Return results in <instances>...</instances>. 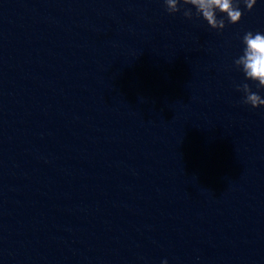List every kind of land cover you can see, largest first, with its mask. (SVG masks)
Instances as JSON below:
<instances>
[{
    "label": "clouds",
    "instance_id": "clouds-1",
    "mask_svg": "<svg viewBox=\"0 0 264 264\" xmlns=\"http://www.w3.org/2000/svg\"><path fill=\"white\" fill-rule=\"evenodd\" d=\"M256 2L257 0H164L169 14L182 12L188 20L203 19L211 29L218 31L225 29V21L233 25L241 21V3L245 10L252 11ZM242 44V54L233 63L243 73L244 82L235 87L243 94L242 102L255 109L264 106V97L259 94V91L264 90V33L247 31L242 37ZM247 81H251L257 91H253L252 85ZM162 264H168L167 260L162 261Z\"/></svg>",
    "mask_w": 264,
    "mask_h": 264
}]
</instances>
